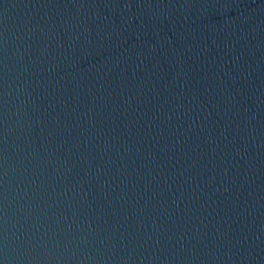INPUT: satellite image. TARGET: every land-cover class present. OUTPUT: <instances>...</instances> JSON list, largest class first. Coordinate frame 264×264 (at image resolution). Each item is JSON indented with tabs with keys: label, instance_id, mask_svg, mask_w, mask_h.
<instances>
[{
	"label": "water",
	"instance_id": "obj_1",
	"mask_svg": "<svg viewBox=\"0 0 264 264\" xmlns=\"http://www.w3.org/2000/svg\"><path fill=\"white\" fill-rule=\"evenodd\" d=\"M0 264H264V0H0Z\"/></svg>",
	"mask_w": 264,
	"mask_h": 264
}]
</instances>
